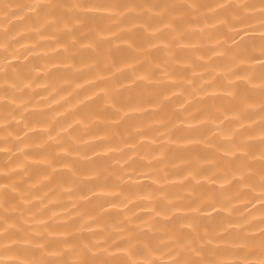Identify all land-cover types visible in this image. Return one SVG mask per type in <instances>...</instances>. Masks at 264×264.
I'll return each instance as SVG.
<instances>
[{"label":"clouds","instance_id":"clouds-1","mask_svg":"<svg viewBox=\"0 0 264 264\" xmlns=\"http://www.w3.org/2000/svg\"><path fill=\"white\" fill-rule=\"evenodd\" d=\"M0 264H264V0H0Z\"/></svg>","mask_w":264,"mask_h":264}]
</instances>
